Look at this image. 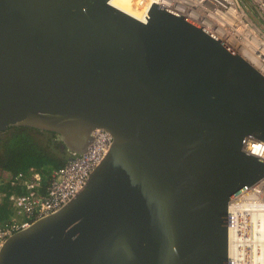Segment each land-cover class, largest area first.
<instances>
[{
	"label": "water",
	"instance_id": "95a60500",
	"mask_svg": "<svg viewBox=\"0 0 264 264\" xmlns=\"http://www.w3.org/2000/svg\"><path fill=\"white\" fill-rule=\"evenodd\" d=\"M54 132L85 185L9 236L0 264H228V204L264 174V77L183 17L109 0H0V130Z\"/></svg>",
	"mask_w": 264,
	"mask_h": 264
},
{
	"label": "built area",
	"instance_id": "2783aa9c",
	"mask_svg": "<svg viewBox=\"0 0 264 264\" xmlns=\"http://www.w3.org/2000/svg\"><path fill=\"white\" fill-rule=\"evenodd\" d=\"M112 1L132 10L142 20L155 6L183 17L218 39L264 77V0ZM111 142L112 135L107 130L95 128L86 150L73 153L62 165L51 169L47 182L35 168L18 171L11 184L21 191L9 194L14 215L0 222V250L13 233L58 211L76 196L107 154ZM241 149L264 161V140L249 136ZM229 210L232 214L228 216V247L229 219L234 214L238 264H264V174L232 197L228 214Z\"/></svg>",
	"mask_w": 264,
	"mask_h": 264
},
{
	"label": "trees",
	"instance_id": "16d2710c",
	"mask_svg": "<svg viewBox=\"0 0 264 264\" xmlns=\"http://www.w3.org/2000/svg\"><path fill=\"white\" fill-rule=\"evenodd\" d=\"M38 132L48 133L29 126H9L0 130V222L8 220L12 214L9 194L21 191L11 184L18 171L35 168L47 182L49 171L67 160L51 153L49 141L44 144L36 137Z\"/></svg>",
	"mask_w": 264,
	"mask_h": 264
},
{
	"label": "bare ground",
	"instance_id": "6f19581e",
	"mask_svg": "<svg viewBox=\"0 0 264 264\" xmlns=\"http://www.w3.org/2000/svg\"><path fill=\"white\" fill-rule=\"evenodd\" d=\"M112 1V0H111ZM110 3L112 4V6L120 9L121 11L123 12H126L127 14L133 16V17H136V18H139L140 17L135 13L133 12L132 10L116 3V2H111ZM229 215L232 214L231 210H229ZM234 218H235V215L233 214L232 215V218L231 220L229 219V242H230V248H229V256H228V264H238L237 262V258L239 257V254H238V251H237V243L235 242V232H234Z\"/></svg>",
	"mask_w": 264,
	"mask_h": 264
},
{
	"label": "flooded vegetation",
	"instance_id": "af4514ba",
	"mask_svg": "<svg viewBox=\"0 0 264 264\" xmlns=\"http://www.w3.org/2000/svg\"><path fill=\"white\" fill-rule=\"evenodd\" d=\"M47 132H48V133H46V134H48L47 141H49L50 145L52 147H54L56 150V152L54 154L57 156L60 155V156L66 157L69 153L67 152L66 149L62 148V143L58 141L56 133L50 132V131H47ZM71 155L72 154H70V156Z\"/></svg>",
	"mask_w": 264,
	"mask_h": 264
},
{
	"label": "rangeland",
	"instance_id": "374dc122",
	"mask_svg": "<svg viewBox=\"0 0 264 264\" xmlns=\"http://www.w3.org/2000/svg\"><path fill=\"white\" fill-rule=\"evenodd\" d=\"M36 137H37L38 139H41V140L43 141V143L46 144L47 139H48V134H46V132H38V133L36 134ZM48 143L50 144V142H48ZM48 146H49V145H48ZM49 150H50V152L53 153V154L56 152L55 148L52 147V146L49 147ZM58 156H60V155H58ZM61 157H63V156H61ZM69 157H70V154H68L66 157H63V158L68 159ZM12 211H13V209H12Z\"/></svg>",
	"mask_w": 264,
	"mask_h": 264
},
{
	"label": "crops",
	"instance_id": "0c3cea01",
	"mask_svg": "<svg viewBox=\"0 0 264 264\" xmlns=\"http://www.w3.org/2000/svg\"><path fill=\"white\" fill-rule=\"evenodd\" d=\"M11 207H12V206H11ZM12 215H14V210L12 211V214L10 215V217H11ZM10 217H9V218H10ZM9 218H8V219H9Z\"/></svg>",
	"mask_w": 264,
	"mask_h": 264
}]
</instances>
